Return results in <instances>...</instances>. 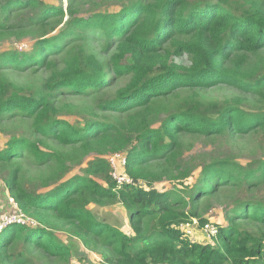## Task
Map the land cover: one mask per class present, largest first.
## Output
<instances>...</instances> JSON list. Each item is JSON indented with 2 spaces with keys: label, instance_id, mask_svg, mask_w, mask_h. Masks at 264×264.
<instances>
[{
  "label": "trees",
  "instance_id": "obj_1",
  "mask_svg": "<svg viewBox=\"0 0 264 264\" xmlns=\"http://www.w3.org/2000/svg\"><path fill=\"white\" fill-rule=\"evenodd\" d=\"M119 6L80 17L71 3L66 24L55 34L57 25L49 24L64 18L62 5L5 0L0 6V42L19 39L34 25L46 29L32 50H0V124L31 121L29 134L14 135L0 148V177L6 173L1 182L30 219L1 229L0 264H28L24 251L11 254L19 243L66 263L83 259L55 235L64 223L107 264H264V159L245 164L228 151L202 164L192 182L187 180L194 173L181 160L183 135L264 133V0H130ZM18 11L26 16L13 23L10 14ZM89 32L105 35L113 51L109 65L130 80L98 103L100 111L116 115L92 114L73 125L60 118L49 93L27 92L6 71L48 69L45 89L51 92L100 93L109 82L103 62L68 43ZM183 53L191 57L189 66L176 60ZM60 55L58 67L49 56ZM218 85L245 95L204 101L201 91ZM181 90L188 96L179 99ZM111 153L125 155L135 185L119 187L109 175ZM91 155L99 157L85 174L69 178L73 166ZM22 159L46 168L29 189L22 183ZM99 175H106L107 187ZM163 182L174 187L155 186ZM222 190L237 195L230 199L226 225H215L218 246L193 240L179 226L193 219L207 223L200 202ZM115 199L127 210L132 233L100 221L88 208ZM243 222L261 229H246Z\"/></svg>",
  "mask_w": 264,
  "mask_h": 264
},
{
  "label": "rangeland",
  "instance_id": "obj_2",
  "mask_svg": "<svg viewBox=\"0 0 264 264\" xmlns=\"http://www.w3.org/2000/svg\"><path fill=\"white\" fill-rule=\"evenodd\" d=\"M5 0H0V6ZM47 5L63 6L65 10V16L62 20L57 18L55 21L50 22V27H55L57 30H53L51 34H55L61 29L68 19V6L72 3L76 12L80 17H87L94 11H113L118 10L119 5L122 2L130 0H40ZM143 3H148L150 0H139ZM26 12L18 11L10 14V18L13 23L20 22L22 18H25ZM46 29H42L40 25H34L31 28L25 29L21 38H6L0 42V50L7 48L8 50L19 49L20 51L32 50L36 41L41 38L43 32ZM50 34V35H51ZM84 35V34H83ZM68 43H72L71 47L82 48L88 53L95 54L97 58L103 62L105 70L107 72V79L109 80L108 86L100 93L88 92L85 95H73L68 94L66 91L62 94L57 92H51L45 89V83L51 72L48 69H29L27 71H6L7 77L19 85H21L27 92L34 89H41L50 94V98L54 101L55 106L60 108V118L70 121L73 125H82L83 120L96 114L100 117L116 115L114 112H102L98 107V103L101 99H111L115 97L117 91L123 88L130 80V75L114 73L109 65L110 56L113 51L109 50L108 40L105 35L100 32L88 33L80 38H72ZM264 56V52H261ZM61 56V55H60ZM49 56V59H53V62L60 66L62 56L60 57ZM190 55L183 53L178 56L176 60L185 66L190 65ZM255 59V57H251ZM188 92L181 90L178 92L179 99L188 96ZM204 101L210 100H224L230 99L236 96L245 95L240 90L229 87L226 85H218L200 93ZM255 105L259 106L257 98L251 100ZM31 132V121L29 119L19 118L14 121L4 122L0 124V148H4L7 142L14 136L22 133L29 134ZM183 142V154L181 160L184 165H187L188 169L194 173L193 178L187 180L192 182L198 176L201 171L202 164L209 162L210 159L217 155H222L230 151L239 161L242 163L255 164L261 159H264V133L261 131L253 132L245 136L227 137V138H207L199 137L196 135H183L181 137ZM97 155H91L87 157L82 164L74 165L72 171L69 174V178L75 175H84L85 169L90 165V162L98 158ZM22 183L26 188H30L34 180L39 176H42L46 172V168L39 166L36 163H30L27 159L20 160ZM11 169V167H9ZM112 169L109 171L111 175ZM113 173V172H112ZM3 173L0 178L5 176ZM97 180L105 187L109 182L106 175L95 176ZM155 186L158 189L170 190L172 189V182L156 183ZM233 190H222L216 195L202 200L200 202V215L208 222L213 223L216 226L226 225V213L229 206L230 199L236 196ZM251 196V195H250ZM16 200L9 194L1 182L0 179V231L3 228V220L9 215L19 211ZM88 208L104 223L121 229L126 233H132L131 222L127 210L123 204L115 200H109L102 203H91ZM198 220V219H197ZM199 222V220H198ZM243 227L252 231L261 229L254 223L243 222ZM71 227L64 223V228L54 230L55 235L59 237L65 244L69 245L75 251L85 256L83 259L74 256L70 263H66L64 260L57 257H51L45 252L36 250L30 247H23L20 243L10 249L12 255H16L21 251H24V255L27 257L28 264H107L104 261L103 256L100 253L93 252L82 244L79 238L74 236L70 232ZM194 236L197 241L218 246V241L215 238L205 239L204 233L201 231L199 225L194 227ZM14 264H19L18 262Z\"/></svg>",
  "mask_w": 264,
  "mask_h": 264
},
{
  "label": "built area",
  "instance_id": "obj_3",
  "mask_svg": "<svg viewBox=\"0 0 264 264\" xmlns=\"http://www.w3.org/2000/svg\"><path fill=\"white\" fill-rule=\"evenodd\" d=\"M108 163L110 165V169H112L111 176L116 181L117 185L120 187L124 184L135 185V181L131 178L125 170L127 159L123 153H111L107 157ZM18 206V205H16ZM19 207V206H18ZM19 211L9 215L3 220V226L18 223V224H26L30 221L29 217L24 214L20 208ZM199 225L197 219H193L191 222L183 223L179 226V228L185 232L188 236H190L193 240L196 241L194 236V227ZM201 231L204 233L206 238L212 239L218 236L219 229L210 222L205 223L203 226H199Z\"/></svg>",
  "mask_w": 264,
  "mask_h": 264
}]
</instances>
